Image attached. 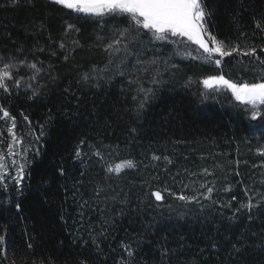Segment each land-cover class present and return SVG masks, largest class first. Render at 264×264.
<instances>
[{"label":"trees","instance_id":"1","mask_svg":"<svg viewBox=\"0 0 264 264\" xmlns=\"http://www.w3.org/2000/svg\"><path fill=\"white\" fill-rule=\"evenodd\" d=\"M205 3L217 40L264 45V0ZM68 22L80 31L65 33ZM117 24L69 15L50 0H0L1 65L25 60L43 69L32 80L34 70L22 66L20 87L9 81L11 91L0 90L30 161L21 184L7 177V189L0 187L7 251L20 264H264V121L251 120L230 91L202 83L209 75L254 81L264 69L235 55L204 66L155 44L142 57L159 58L147 72L129 58L125 75H114L122 54L109 64L104 46ZM140 87L152 89L143 108ZM8 126L0 121V140ZM123 160L135 167L107 171ZM153 191L197 201L162 206ZM249 198L251 212H236Z\"/></svg>","mask_w":264,"mask_h":264},{"label":"snow or ice","instance_id":"2","mask_svg":"<svg viewBox=\"0 0 264 264\" xmlns=\"http://www.w3.org/2000/svg\"><path fill=\"white\" fill-rule=\"evenodd\" d=\"M50 2L60 6L63 10H67L69 15L75 13L77 16L83 15L101 20L104 17L120 19L122 26L121 24H117L114 27L112 38L104 46L105 52L108 53L109 64L113 63V58L116 54H122L119 62L115 65L114 75L121 77L125 75V69L131 63L129 58L135 60L133 67L139 65L143 71L147 72L149 67L155 65L159 59L158 57H153L150 60L142 59L146 50H148V45L155 47L156 42L177 45L181 43V38L198 46L195 50L196 54L193 51H185L183 56L186 58L200 59L205 63H214L216 66H220L222 58L233 57L235 55L237 57H246L250 61L255 60L258 66L264 69V45L260 46L259 49L252 45L242 46L235 44L228 46L223 41L217 40L216 36L208 31L206 23L207 17L211 15V12L207 9L205 0H50ZM259 27L260 24L257 22V28ZM73 30L76 32L80 31L74 23H66L64 28L65 33ZM145 37L148 38L147 41H145ZM73 43L78 44L76 41ZM59 47L63 49L65 45L61 43ZM156 51H160V49H156ZM64 59L67 60L68 56L65 55ZM22 66L34 70L33 75L30 77L32 80L37 79L38 74L43 70L37 67L36 63H26L25 60L4 63L0 67V90L4 93H9L11 91L9 81L12 82L11 86L13 88L20 87L24 77H16ZM93 71H95V68ZM101 71H107V68ZM89 78L88 73H84L82 76L84 82H88ZM133 82L129 81V83ZM156 82L153 80V83ZM202 82L209 89L214 88V86H221L230 90L235 100L240 102L250 112L251 120L255 121L259 119L264 121V76H260L254 81H233L226 79L224 75H209ZM26 86L32 88L31 84H27ZM95 86L99 87V84ZM139 91L144 93V98L139 104V108H143L145 103L150 99L152 89L140 87ZM35 94L34 90L33 95ZM24 119L27 120L28 118L25 116ZM0 121H4L5 123L10 122V126L7 127L8 138L0 140V144L6 143L8 149L6 153L0 150V187L6 190V170L9 168L6 158L7 156L15 155L14 147L16 145L22 146L23 139L17 136L15 132L16 118L3 106H0ZM40 129L39 134L35 136L36 141H39L45 135L43 125L40 126ZM3 135V131H0V136ZM83 143L84 141H81V144ZM33 151L37 154L39 153L38 148L33 149ZM261 151L264 153V150ZM27 152L28 149H24V153L21 154V163L17 164L16 160H12L11 162L12 166L15 167L16 174L13 180L16 184H21L25 176V167L30 163L26 156ZM95 155L101 156V153L97 151ZM80 156L81 152L79 147H77L76 157L79 158ZM153 158L159 159V157ZM101 159H103L102 156ZM133 167H135L133 161L123 160L114 166L108 165L107 171L119 174L123 169ZM60 172L63 174L64 170L61 168ZM205 173L207 174V170H205ZM201 187H205V185L202 184ZM165 191L169 190L165 189ZM245 191L247 192V189ZM212 192L213 188L207 187L205 198L210 199ZM169 194L176 196L181 201H197V196L195 195L187 196L182 193L177 195L171 192ZM152 195L157 201L164 199L160 191H155ZM232 199L235 200L236 197L233 196ZM228 206L231 207V201L228 202ZM255 206L251 198H249L247 203H240L236 212L245 208L251 212ZM16 207L19 208V205L17 204ZM249 219H251L250 216ZM92 242L93 244L96 243L95 237L92 238ZM27 247L31 249L32 245L28 244ZM123 247L128 251L129 256L133 254L128 245H124ZM6 253L5 237L0 235V254L6 258ZM81 264H86V262L82 261Z\"/></svg>","mask_w":264,"mask_h":264},{"label":"rangeland","instance_id":"3","mask_svg":"<svg viewBox=\"0 0 264 264\" xmlns=\"http://www.w3.org/2000/svg\"><path fill=\"white\" fill-rule=\"evenodd\" d=\"M145 38L148 39L147 37H145ZM181 40H182L181 43H179L177 45H172L173 48L171 50V53L173 55H175V57H178L179 59H181L183 61L191 60L193 62H199L201 65H204V66H213V65L216 66L214 63H205V62H203L200 59H192V58H186V57H184L183 56V53L185 51H193L194 54H196L195 50L198 48V46L197 45H194V44H191L190 42H187L184 38H181ZM156 44H160L162 46L163 45L164 46L166 45V44H163V43H160V42H156ZM167 45H169V47L171 46V44H167ZM0 67H2L1 63H0ZM216 76H218V75H216ZM212 89H216V90H221V89L228 90V89H225V88H223L221 86H214V88H212ZM228 91H230V90H228ZM0 150L4 151L6 153L8 151L7 144L5 143V144L1 145L0 146ZM14 152H15V155H13V156H7V158H6L7 163L9 165V168L6 170V175H7V177H10L11 179H13V177L16 174L15 173V167H13L12 164H11L12 160H16L17 161V164H19V163L22 162V160H21V147H19V145H16L14 147ZM154 192L155 191H153L152 193H154ZM152 193H151L152 199H154V201H156L157 203H159L162 206H169V205L173 204L174 202L181 201V200H179V199H177V198H175L173 196H169L168 194L163 193V192H161V194L164 197V199L162 201H157L155 199V197L152 195ZM5 241H6V238H5ZM1 256H2L3 264H20L15 258H13L9 254L8 251L6 253V258L2 254H1Z\"/></svg>","mask_w":264,"mask_h":264}]
</instances>
